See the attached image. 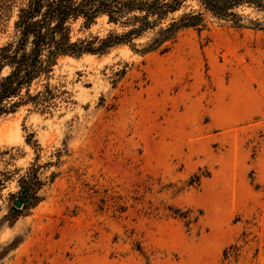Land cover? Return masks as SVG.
Returning <instances> with one entry per match:
<instances>
[{"label":"rangeland","instance_id":"obj_1","mask_svg":"<svg viewBox=\"0 0 264 264\" xmlns=\"http://www.w3.org/2000/svg\"><path fill=\"white\" fill-rule=\"evenodd\" d=\"M201 9L185 0L161 26ZM239 12L241 26L207 13L150 52L161 26L62 56L55 105L0 120V264H264V29L249 22L264 11ZM128 29L103 16L74 38Z\"/></svg>","mask_w":264,"mask_h":264},{"label":"trees","instance_id":"obj_2","mask_svg":"<svg viewBox=\"0 0 264 264\" xmlns=\"http://www.w3.org/2000/svg\"><path fill=\"white\" fill-rule=\"evenodd\" d=\"M18 1L14 35L0 46V120L25 105L33 104L43 111L55 105L65 92L51 83L60 57L104 54L117 45L132 44L133 39L161 26L185 0H0V24L6 11H12ZM199 1L201 10L185 13L161 26L144 52L159 49L185 28L203 26L207 13L241 26L247 19L239 12L241 7L264 11V0ZM103 16L110 23L130 26V29L124 33L111 32L106 37L74 38L78 22L81 29H89ZM249 22L264 29L260 20ZM31 177L24 179L20 193L27 205L36 202L34 184L39 188L41 184L36 172Z\"/></svg>","mask_w":264,"mask_h":264},{"label":"water","instance_id":"obj_3","mask_svg":"<svg viewBox=\"0 0 264 264\" xmlns=\"http://www.w3.org/2000/svg\"><path fill=\"white\" fill-rule=\"evenodd\" d=\"M16 207H21L22 206V201L21 200H17L15 203Z\"/></svg>","mask_w":264,"mask_h":264}]
</instances>
